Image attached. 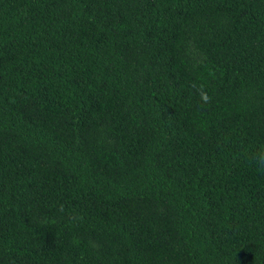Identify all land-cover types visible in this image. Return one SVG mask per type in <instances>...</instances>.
<instances>
[{
    "label": "trees",
    "instance_id": "trees-1",
    "mask_svg": "<svg viewBox=\"0 0 264 264\" xmlns=\"http://www.w3.org/2000/svg\"><path fill=\"white\" fill-rule=\"evenodd\" d=\"M262 152L264 0H0V264H264Z\"/></svg>",
    "mask_w": 264,
    "mask_h": 264
},
{
    "label": "clouds",
    "instance_id": "clouds-1",
    "mask_svg": "<svg viewBox=\"0 0 264 264\" xmlns=\"http://www.w3.org/2000/svg\"><path fill=\"white\" fill-rule=\"evenodd\" d=\"M198 94L200 96L201 102L202 103H208L210 100V97L205 91L199 90L198 89ZM261 166H264V152H262L259 157L257 158Z\"/></svg>",
    "mask_w": 264,
    "mask_h": 264
}]
</instances>
